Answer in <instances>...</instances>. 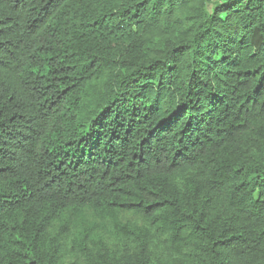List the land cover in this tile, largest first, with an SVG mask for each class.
<instances>
[{
    "label": "trees",
    "instance_id": "16d2710c",
    "mask_svg": "<svg viewBox=\"0 0 264 264\" xmlns=\"http://www.w3.org/2000/svg\"><path fill=\"white\" fill-rule=\"evenodd\" d=\"M0 264H264V0H0Z\"/></svg>",
    "mask_w": 264,
    "mask_h": 264
},
{
    "label": "rangeland",
    "instance_id": "374dc122",
    "mask_svg": "<svg viewBox=\"0 0 264 264\" xmlns=\"http://www.w3.org/2000/svg\"><path fill=\"white\" fill-rule=\"evenodd\" d=\"M122 219H123V221H128V222L133 223V224H139L137 219H135L131 216H128V215H123ZM91 221L96 223V230L99 234H102V233L107 234V231L109 232L111 229V225L109 224L108 221L98 219L94 216L91 217ZM97 224H98V227H97Z\"/></svg>",
    "mask_w": 264,
    "mask_h": 264
}]
</instances>
